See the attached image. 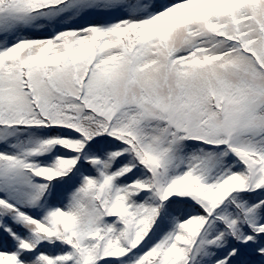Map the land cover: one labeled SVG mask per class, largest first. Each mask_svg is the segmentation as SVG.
Wrapping results in <instances>:
<instances>
[{
	"label": "snow or ice",
	"instance_id": "obj_1",
	"mask_svg": "<svg viewBox=\"0 0 264 264\" xmlns=\"http://www.w3.org/2000/svg\"><path fill=\"white\" fill-rule=\"evenodd\" d=\"M0 264H264V0H0Z\"/></svg>",
	"mask_w": 264,
	"mask_h": 264
}]
</instances>
